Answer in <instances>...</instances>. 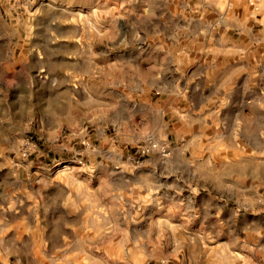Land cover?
Masks as SVG:
<instances>
[{"label": "rangeland", "instance_id": "obj_1", "mask_svg": "<svg viewBox=\"0 0 264 264\" xmlns=\"http://www.w3.org/2000/svg\"><path fill=\"white\" fill-rule=\"evenodd\" d=\"M199 1L0 0V264H264V0Z\"/></svg>", "mask_w": 264, "mask_h": 264}, {"label": "crops", "instance_id": "obj_2", "mask_svg": "<svg viewBox=\"0 0 264 264\" xmlns=\"http://www.w3.org/2000/svg\"><path fill=\"white\" fill-rule=\"evenodd\" d=\"M197 4H198V7L200 8L203 7V8L218 9V8H225V6H231L232 2H229L227 0H211V1L201 0ZM219 17L221 18V22L223 24L228 25V23H230L228 14L225 15L223 11L220 13ZM210 35L216 36L213 33H211ZM205 36L207 37L208 35L206 34ZM233 50L234 49L229 48V47H224V48L214 47V48H211L208 51V54L206 55H203V53L196 54V55L201 56V59L196 62H201L202 59H204L206 62L209 63L210 71L212 72V76H210L209 70H205L207 72V77H199L203 80L201 81L202 82L200 84L201 86H204V85L208 86V84L212 86H216L217 85L216 82L218 80L228 79V66L231 65L232 63H237V65H239L236 69L238 72L236 79L239 80L240 76H243V72L247 70L245 60H244L245 59L244 50L241 49V52H237V53H234L236 51H233ZM234 60H237V61H234ZM257 61L258 60L256 58V62Z\"/></svg>", "mask_w": 264, "mask_h": 264}, {"label": "built area", "instance_id": "obj_3", "mask_svg": "<svg viewBox=\"0 0 264 264\" xmlns=\"http://www.w3.org/2000/svg\"><path fill=\"white\" fill-rule=\"evenodd\" d=\"M260 2H261V0H248V3L254 9L258 8ZM155 150L159 151L164 156H167L169 154V150L167 148H165V147L159 148V146L151 140H148L144 144L138 146L136 149V152L141 157V156L149 155L151 152H154Z\"/></svg>", "mask_w": 264, "mask_h": 264}]
</instances>
